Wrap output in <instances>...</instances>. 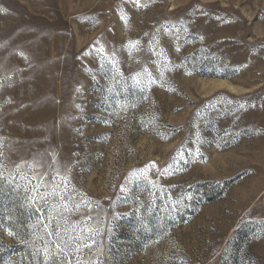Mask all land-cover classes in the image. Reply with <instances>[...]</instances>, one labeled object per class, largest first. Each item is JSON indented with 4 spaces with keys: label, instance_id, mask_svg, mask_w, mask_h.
Listing matches in <instances>:
<instances>
[{
    "label": "rangeland",
    "instance_id": "1",
    "mask_svg": "<svg viewBox=\"0 0 264 264\" xmlns=\"http://www.w3.org/2000/svg\"><path fill=\"white\" fill-rule=\"evenodd\" d=\"M0 164V264H44L37 183L80 264H264V0H0Z\"/></svg>",
    "mask_w": 264,
    "mask_h": 264
},
{
    "label": "snow or ice",
    "instance_id": "2",
    "mask_svg": "<svg viewBox=\"0 0 264 264\" xmlns=\"http://www.w3.org/2000/svg\"><path fill=\"white\" fill-rule=\"evenodd\" d=\"M130 46H132L131 43ZM137 75L140 74L138 73ZM133 80L137 86L142 83L135 76ZM240 107L243 108L244 105ZM2 169L3 165L0 164V183L6 182L12 185L14 189H18L19 185L16 184V176L9 174L8 177H5ZM37 179L42 180L43 177H32V180ZM32 180H29V184L32 183ZM47 188V184L37 183L35 187L25 189L26 196L29 191L36 192V197L27 199L26 206L31 208L33 205L39 204L34 210L40 214L42 219L47 221L43 227L50 239L43 249L44 264H49L50 258H57L53 260V264H72V256H75L77 264H80V255L83 251L91 249L96 244V240L93 237L98 234L97 230L94 227L87 226L88 221L92 217L85 215L79 222L69 224L67 217L72 213L79 212L81 204L71 203L73 197L66 186L63 191H57L59 185H52L50 191L41 192V189ZM49 199L58 200L59 203L53 204L50 208L42 211L43 205ZM84 206L90 208V203H86ZM3 223V218H0V225H3ZM81 225H84V227H81ZM8 233L9 235L15 234L11 229H8ZM21 242L23 243L24 241ZM95 264H102V261L97 260Z\"/></svg>",
    "mask_w": 264,
    "mask_h": 264
}]
</instances>
